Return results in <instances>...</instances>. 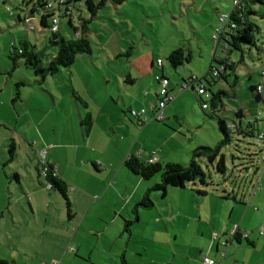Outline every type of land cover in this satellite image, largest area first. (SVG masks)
I'll use <instances>...</instances> for the list:
<instances>
[{
    "label": "crops",
    "instance_id": "obj_1",
    "mask_svg": "<svg viewBox=\"0 0 264 264\" xmlns=\"http://www.w3.org/2000/svg\"><path fill=\"white\" fill-rule=\"evenodd\" d=\"M27 2L14 0L17 15L13 17L20 16L21 21L16 17L20 24H24L22 18L30 10ZM170 2L125 0L121 5L107 2L89 24L91 52L77 57L67 78L49 75L43 84H38L36 75L28 81L15 79L17 67L13 68L12 63L11 66L5 63L4 69H0V129L9 132L15 149L17 146L26 154L34 151V146L37 148L36 140L48 143L42 151L37 149L38 158L32 152V156L21 159L14 152L17 155L7 160L8 137L3 134L6 155L0 151V164L14 160L22 168L16 171L21 192L3 193L8 206L0 207V226L2 222L5 237L0 245V258L10 264H202L203 257L220 260L217 264H264V253L257 252L264 244V234L259 233L264 229V216L257 217L247 208L243 210V202L234 203L229 217L217 207L216 199H238L235 189L225 186L224 191L230 196L224 193L220 197L211 190L212 186L197 187L196 183H190L194 189L185 187L175 192L169 186L163 194L161 190H151L159 182L156 176L143 179L124 164L131 154L145 162L156 157L160 163H178L173 161L174 153L167 147L180 133L162 123L182 118L179 96L191 90L182 88L184 80L189 82L191 77L181 75L175 79L167 66L164 63L159 66L157 60H162L160 52L169 56L177 48L185 49L181 41L186 39V20L190 38L205 33L214 40L219 16L230 13L235 0H176L179 3L174 6ZM160 13L162 17L170 15L175 31L170 32L171 26L164 23ZM157 17L159 23L155 25ZM147 28L156 32L155 37L149 35ZM59 29L62 32L60 24ZM10 40L3 50L9 60V54L18 46L14 38ZM205 46L211 55L210 70L218 60L217 50H210L207 42ZM193 47L191 39L187 52L190 59L194 58ZM158 75L170 79L169 91L174 98L163 110V122L151 120L139 126L130 111L146 109L147 115L152 116L151 106L157 103L160 90ZM18 82L25 83L15 101ZM71 89L87 102V107L75 101ZM6 109H10L13 117L9 125L2 121ZM88 113L93 117V125L86 134L82 120ZM247 114L242 109L236 110L241 122ZM149 137L154 139L153 146L146 140ZM200 146L207 145L202 143L194 149ZM57 148L61 149L59 153L54 152ZM69 149L71 158L66 156ZM194 149L188 148L185 155L191 157ZM48 164L57 166V177L68 186L71 217L61 194L43 183L46 177L42 171ZM148 191L152 205L146 208L139 204ZM260 192L255 195L251 192L249 201ZM160 195L173 198H165L161 204ZM24 202L29 210L24 208ZM26 213L31 215V221H27ZM254 219H260L262 225L257 227L258 221L251 224ZM235 224L251 232L252 244L233 240L223 248L221 236L226 241ZM189 229L193 230L191 238L187 236ZM214 233L216 241L212 239Z\"/></svg>",
    "mask_w": 264,
    "mask_h": 264
},
{
    "label": "rangeland",
    "instance_id": "obj_2",
    "mask_svg": "<svg viewBox=\"0 0 264 264\" xmlns=\"http://www.w3.org/2000/svg\"><path fill=\"white\" fill-rule=\"evenodd\" d=\"M20 1V0H19ZM75 1V0H73ZM210 1V0H208ZM225 1V0H224ZM3 0H0V69H4L5 63H7L9 66H11V62L7 56V54H3V50H5V46H7L8 42H11L10 39H15V43L19 45L20 41L27 39L29 42H31L33 45L37 47V50L40 51L43 54L42 62L44 65H47L53 56L57 54V48L47 45L49 36L51 35L49 29H44L43 32H39V28H36V30H30L28 29L25 24H20L17 22L16 17H10L8 12L5 9V5L3 4ZM234 2V0H232ZM174 6L175 4L178 5L179 2L176 3V0H171L170 2ZM18 3H15V6ZM31 5V3H29ZM7 5L16 13V9L10 4L7 3ZM234 6V4H233ZM159 8V6H157ZM166 9V7L164 6ZM254 13L250 15L251 21L254 22L258 28L259 32L257 33V47H250L247 44H242V49H233L232 47L229 48L227 56L230 60L234 61L237 64L236 69V75L230 73L227 76V80L220 79L217 83L212 84L211 89L215 93L217 92H223L221 94V101H216V111L217 115L223 119H225L226 123L229 125L232 121H238L239 118L236 115V110L242 109L244 112L248 113L247 116L242 118V123L245 126L248 122H252L253 119L261 117L264 118V103L259 101L258 99V93L255 92L252 87H255L258 82L261 81V73L264 70V3L252 5L251 6ZM150 9V8H148ZM151 10V9H150ZM73 14L78 19H86V17L90 18V11L88 10V7L86 6V0H77L72 8ZM17 15V14H15ZM14 15V16H15ZM163 13H160V17L163 18L164 23L169 24L171 27V30L175 31L172 21L170 19V15L166 13L165 17H162ZM78 19H75V21H78ZM155 25L159 23V17L155 18ZM50 23V20H48ZM218 27H221L222 23L217 21ZM186 24L187 29H185V37L186 39H183L181 41V45L185 47L187 52H189V43L190 40H193L194 47H193V53L194 58L192 57L190 59V62H186L183 65L178 66L176 69H174L170 63L167 60L168 56H164L162 52H160V55L162 57L163 63L165 66H167L168 70H170V74L175 76V79H180L181 75H185L187 77H195L198 79H201L208 71L210 61H211V55H208L207 53V46H205V42L209 44L210 50H217L216 53V59L214 61L213 67H220L219 62L220 59L224 57L225 50L227 51V48L225 47V42L220 41L218 47L216 48V43L212 36H208L207 34H200L201 37L198 36H192L190 38V35L188 33L189 31V22L186 20L184 22ZM60 27L63 32V35L66 39H74L76 38L75 32L73 31L72 27L70 26V23L68 22L67 18H61L60 19ZM95 26H92L94 28ZM167 28V29H168ZM182 28V27H181ZM166 29V31H167ZM146 31L149 33V35L155 37V31L153 32L152 29H146ZM189 35V36H188ZM219 36L216 33V38ZM155 39V38H154ZM162 50V49H161ZM211 54V53H210ZM169 55V54H168ZM63 72V73H61ZM60 73L57 74L58 78L61 76H66V78L71 73V67L70 68H64L61 70ZM14 74L16 75L15 79H24L28 81V79L32 80L35 77L34 71L26 68L22 61H19L17 69L14 71ZM63 74V75H62ZM65 74V75H64ZM194 75V76H191ZM2 76L0 75V78ZM20 77V78H19ZM189 77V78H190ZM172 78V77H171ZM188 78V79H189ZM190 78V79H191ZM174 78H172L173 80ZM209 80H211L210 77H208ZM237 79V80H236ZM236 80V84L234 85ZM20 81V80H18ZM195 89L197 90L199 88V83H194ZM179 90V89H177ZM178 92V91H177ZM264 97V94H263ZM179 99H181V104H183L184 107L189 108L190 112H186V108H182L181 117L179 120L176 118H171L170 122L162 123L168 128L173 129L174 131H178L180 133L179 137H177L175 140L170 141L167 150L172 151L174 153V160L175 162L181 163V164H189L190 162V154L187 156L185 155V151L188 148L194 149L196 145L204 144L207 145L210 148H214L218 146L220 141L223 138V134L219 131L217 121L215 118L211 117V113L213 112V108L209 104L208 110L203 111L201 109V106L198 102V98L196 95L190 90L185 91L182 95L179 96ZM264 101V98H262ZM194 105V106H193ZM188 110V109H187ZM5 119L2 121L8 124V121L13 123V117L11 114L10 109L5 111ZM187 114V116H185ZM161 124V123H158ZM261 127L264 126V122L259 123ZM200 129V130H198ZM47 133H49L47 131ZM8 137V150L6 149V145L3 143V137L4 135ZM10 133L7 131H3L0 129V151L1 154L5 157V149L7 153V160L11 158V155L9 153L10 144L12 143V138L9 137ZM149 142L150 146L154 145V139L152 137H149L146 139ZM45 141V140H44ZM144 139L141 140L143 142ZM36 147H33V154L36 153V156L38 158V152L37 149L42 151L43 148H46L48 143L43 142L42 140H36ZM260 147L261 144L258 143L256 138L249 137V138H243L236 135L232 136V140L230 144L224 146L221 150V152L225 155V161H226V172L221 173L217 169V162L211 163L206 158L199 159V163L203 167L204 171L207 175V183L213 187L208 188L211 190H214L217 192V194L220 196L224 195V188H228L229 190L235 189L238 193V199L234 200L233 198L228 197H222V199H216L219 206L218 209L224 212L225 217H229L230 209L234 205V203H240L242 204V209L245 210L247 208L249 212H252V214H256L257 217L261 214L264 216V191L259 190L258 197H254L252 200L249 201L250 193L252 192L253 186L256 185L257 181H260V187L264 189V176H261L260 170L262 167V163L260 162ZM32 150V149H31ZM59 150H54L55 153H59ZM249 150V151H248ZM258 152V156H255V163L256 165H250L248 163V156L247 154ZM18 153V157L23 159L24 156H32V152H27L26 154L23 150L17 148L14 149L13 153ZM54 153V154H55ZM17 155V154H16ZM14 154L13 157L16 156ZM66 156L71 158V149L66 150ZM57 157H60L58 155ZM49 159V154H48ZM6 161V160H5ZM5 163V162H4ZM19 162H11L7 165L0 164V207H6L8 206V200L5 199L4 192L7 190H11L12 192L18 194L21 192V186L16 178L17 170L22 168V165L18 164ZM260 163V164H259ZM165 164V163H162ZM259 165V169L257 170ZM159 182H161L160 175H156ZM225 178V179H224ZM262 180V181H261ZM26 180H23V183L26 184ZM45 187L47 186L46 180H44ZM197 185L194 186H201L199 182H196ZM75 186V185H74ZM203 187H207V185H202ZM223 187V188H222ZM172 190H177L175 192L183 191L181 188H175L170 187ZM186 188L189 190L194 189L193 186L190 183H187ZM162 193V192H161ZM189 193V192H188ZM245 194L244 199L241 200L240 198L242 195ZM62 196V195H61ZM175 197H178V195H175ZM221 197V196H220ZM7 198V196H6ZM63 198V197H62ZM165 198H173V196H166ZM165 198H162V195L158 197L159 203H165ZM14 200V198L12 199ZM27 201V200H26ZM251 203V204H250ZM63 204L65 205V200L63 199ZM5 205V206H4ZM24 208L29 210L28 204L24 202ZM216 206V205H215ZM66 207V205H65ZM1 208H0V216H1ZM31 211V210H30ZM31 213V212H30ZM237 213L234 214V217H237ZM241 216V214H240ZM219 217V216H218ZM27 221H31V215L26 213ZM226 220V218H224ZM264 220V219H263ZM239 219H237L235 222H238ZM258 221V222H257ZM257 222V223H256ZM257 227H260L262 224H260L259 220H252L251 224H255ZM260 225V226H259ZM260 229V228H258ZM0 245L4 243V227L1 222L0 226ZM187 236L189 238L193 237V230L189 229ZM225 241V236H221ZM213 241H216L212 235ZM245 244H248L247 242H244ZM223 248H227L226 246H223ZM258 253H264V244H261L258 248Z\"/></svg>",
    "mask_w": 264,
    "mask_h": 264
},
{
    "label": "trees",
    "instance_id": "obj_3",
    "mask_svg": "<svg viewBox=\"0 0 264 264\" xmlns=\"http://www.w3.org/2000/svg\"><path fill=\"white\" fill-rule=\"evenodd\" d=\"M76 1L77 0L75 1L67 0L68 2L67 4H70L72 6ZM107 2H112L116 5L119 4L121 5L125 2V0H86V6L90 11V18L88 19L77 18L78 24L76 25L73 24L72 18L68 19V22L70 23V26L72 27L76 35V38L74 39H66L63 33L60 31V29L57 32H50L51 35L49 36L47 45L56 47L57 54L52 57V59L47 65H44L42 62L43 54L37 50V47L35 45H33L31 42L25 39L20 41L19 45L15 46L12 52L9 54L12 67L16 68L19 61H22L26 68L34 71L35 75L37 76L38 84H43L47 76L56 75L60 73L62 69L70 68L75 63L79 55L87 54L91 52V42L88 37L89 24L96 17L98 11L106 6ZM29 3H31V5ZM261 3H264V0H238V4H236V6L230 12L229 14L230 22L235 24V28L233 29V32L226 34L225 38L223 39L225 43L228 45L227 51L225 50L224 57L222 58V60L218 61L219 66L220 67L222 66L223 68L220 70L218 67L211 66L210 70H208V72L201 79L194 78L193 81H190L191 80L190 79L189 82L188 80L187 81L184 80L185 83L191 86V88L189 89H191V91H194L196 95L197 93L194 87V83L196 82L199 83V87L203 86L210 94L211 98L207 101L202 99L201 96L197 95V97L199 98V104L203 111L209 108V104L213 108V112L211 113L210 116L216 119L218 129L223 134V138L218 144V146L214 148H210L208 146H200L194 149L191 154L190 162L187 165L181 163H173V162L162 164L157 160L155 162H151L150 160H147L145 162L142 161L139 156L134 154H131L127 159H125L124 164L127 167V169L132 173L140 175L143 179L148 180L155 177L156 175H160L161 182L156 184L151 190H157V191L161 190L163 194H165L166 189L169 186L175 188H185L187 183H196V182H199L201 185L208 186L209 184L207 183V175L203 167L199 163V159L206 158L211 163L216 161L218 171L221 173H225L227 169L225 155L221 152V150L224 146L230 144L233 135L243 138L253 137L256 138L258 143L261 144L259 150L260 162L262 163L260 174L261 176H264V174L262 173V168L264 167V163L262 160L264 148H263V144L259 141L260 134L264 133V127H260V128L258 127V124L260 122H264V118L261 117L255 118L254 121L249 122L245 126L243 125L241 120H238L237 122L232 121L228 125L225 119L217 115V111H216L217 108L216 101L217 100L221 101V94L223 92L215 93L211 89L212 84L217 83L218 80L220 79L227 80V76L230 73L234 74L237 78L236 75L237 64L234 61L230 60L227 56L230 47L238 50L242 49V44H247L250 47H257L256 41H257V33L259 32V28L254 22L251 21L250 15L254 13L251 6ZM13 4L12 6L14 7ZM4 5H5V1H4ZM26 5L27 6L30 5V10L28 8L27 13L29 12L30 14H38L44 6V0H35V1L28 0ZM64 17L65 15H61L60 19ZM17 20L21 21L20 16L17 17ZM48 20H49V15L42 16L40 20L41 26L47 28L49 25ZM132 48L133 47L131 46L130 50L126 53L127 55L131 53ZM167 60L170 63V65L174 69H176L178 66L183 65L185 62H188L190 60V54H188L184 48H177L176 50L172 51L169 54ZM215 71H217V73ZM214 73L216 74L214 75ZM262 73H261L260 83L264 82ZM161 76H165V75H161ZM208 77H210L211 80H209ZM236 80L234 85L237 83ZM24 83L25 82H18L16 84L15 97H14L15 101L20 98V89L24 85ZM169 83H170V79H169ZM257 85L255 87H252V89L255 92H257L256 90ZM71 93L75 101H77L84 107H87V102L84 101L74 89H71ZM262 98H264L263 95L258 94L259 101L264 103ZM157 103L155 105H157ZM203 104L207 105L206 109H203L202 107ZM164 119L158 122H163ZM92 125H93V117L91 113H88L86 117L82 120V126L86 134L90 132ZM14 149H15V144L14 142H12L10 144V149H9L11 158H13L14 156L13 153ZM258 154L259 153L256 151L254 153L249 152L247 154L248 163L250 165L252 166L256 165L254 164L255 163L254 157L258 156ZM257 166H258L257 168L258 170L259 165ZM46 180L48 183L52 185L53 189L57 190L62 195L63 199L65 200L67 213L71 217L72 212H71V204L67 194L68 191L67 184L57 176H53L51 172L47 174ZM257 182L259 183V180ZM149 192L150 191L147 192V194L142 199L139 205L144 206L146 208L151 207L152 201L150 199ZM224 192L226 196H230V193L228 191L225 190ZM126 222L128 226L129 221ZM250 233L251 232L249 231V235ZM249 235L246 238H242L240 235H236V238L233 239L238 242L246 241L247 243L252 244L251 242H249ZM222 256L223 257L225 256V252H222ZM0 264H10V263L0 258ZM202 264H203V258H202Z\"/></svg>",
    "mask_w": 264,
    "mask_h": 264
},
{
    "label": "built area",
    "instance_id": "obj_4",
    "mask_svg": "<svg viewBox=\"0 0 264 264\" xmlns=\"http://www.w3.org/2000/svg\"><path fill=\"white\" fill-rule=\"evenodd\" d=\"M5 1V9L8 12L10 16H14V11L7 5V3H10L11 5L14 3V0H4ZM67 0H44V6L41 9V11L38 14H30L29 12H25L24 17L22 18L23 23L25 26L30 30H36V28H39L40 30L49 29L50 32H57L59 30V24H60V16L65 15V18L70 19L72 18L73 24H78V21H75L77 19L72 11L73 5L67 4ZM238 4V0H235L234 7ZM229 14H221L219 16V22L222 23L221 27H218L216 29V33L219 35L216 38H214V41L217 42L216 44L220 43V41H224L225 35L228 33L233 32V29L235 28V24L230 22ZM49 15L48 21V27L44 28L40 24V20L42 16ZM216 36V34H215ZM214 36V37H215ZM225 42V41H224ZM227 44L225 43V47L227 48ZM157 63L159 66H162L163 62L161 59L157 60ZM223 67H219L221 70ZM217 73V71H215ZM214 73V75L216 74ZM263 80H264V71H263ZM195 77L191 78L190 81H193ZM156 81L160 84V90L158 93V103L157 105H152V116H148L146 109H141L139 111L137 110H131L130 115L134 118L138 119L139 126L143 125L144 123L150 121V120H156L161 121L164 119L163 110L166 107V105L173 100V96L169 91V79L165 76L158 75L156 76ZM182 88H191V86L187 83L182 84ZM256 90L258 94L263 95L264 92V82L257 85ZM196 93L198 96H201L202 99L205 101L209 100L211 98L210 94L207 92V90L200 86ZM203 109L207 108L206 104L202 105ZM259 141L263 144L264 148V133H261L259 136ZM45 152L41 153V156L44 157ZM157 159L154 157L151 159V162H155ZM263 163H264V149H263ZM51 172L53 176H57V166L53 164L45 165L43 168L42 173L46 177L47 174ZM262 173L264 174V167L262 168ZM48 189L52 188V185L50 183L47 184ZM260 184L257 182L256 185L253 188V191L251 195H255L258 190H260ZM264 229H260V234H263ZM236 235H240L242 238H246L249 235V231L240 228L238 225H234L231 230L226 235V241L222 242L223 246L228 245V242L233 241V238H236ZM214 239H217V233L213 234ZM224 255V254H223ZM219 260L211 259L208 257H203V264H217ZM52 264H58V262H53Z\"/></svg>",
    "mask_w": 264,
    "mask_h": 264
}]
</instances>
